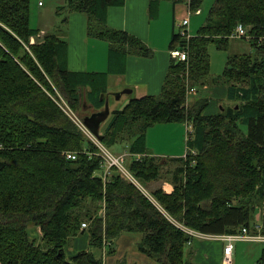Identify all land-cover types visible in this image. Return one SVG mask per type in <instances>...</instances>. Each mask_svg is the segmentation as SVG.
Returning a JSON list of instances; mask_svg holds the SVG:
<instances>
[{
	"label": "trees",
	"instance_id": "trees-1",
	"mask_svg": "<svg viewBox=\"0 0 264 264\" xmlns=\"http://www.w3.org/2000/svg\"><path fill=\"white\" fill-rule=\"evenodd\" d=\"M123 1L66 0L65 11L89 16L90 37L145 56L148 51L137 39L105 28L107 9ZM202 1L191 0L190 10L199 9ZM158 3L151 0L150 11L155 13ZM29 6L30 0H0V264H103L87 251L65 258L64 247L86 223L92 248L101 249L105 242L111 246L119 235L134 234L140 237L138 251L158 264H191L184 255L192 238L184 230L208 236L243 229L255 234L254 217L264 207V42L259 41L264 37V0H213L195 36L186 40L174 31L169 49L185 48L188 60H172L160 95L131 100L112 113L100 134L107 149L131 140L124 166L145 187L166 174L162 159L133 158L145 155L146 129L160 123H191L187 146L195 154L170 160L179 164L171 174L174 189L169 195L160 190L149 193L157 206L115 167L103 178L97 148L60 103L26 73H12L15 59L33 63L21 47L40 32L29 26ZM238 24L251 27L250 39H227ZM221 36L226 41L216 39ZM242 40L249 41L254 54H229L223 74L211 77L214 84L228 86L227 99L233 105L211 116L203 114L204 100L185 109V66L192 86L206 84L208 47L226 52L230 41ZM66 47L51 35L29 49L72 111H86L91 107L86 103L101 110L105 77L67 71ZM110 58L115 70L123 63L118 51ZM82 151L90 155L65 158L68 152ZM30 226L41 232L38 243L26 233ZM258 264H264V251Z\"/></svg>",
	"mask_w": 264,
	"mask_h": 264
},
{
	"label": "crops",
	"instance_id": "crops-1",
	"mask_svg": "<svg viewBox=\"0 0 264 264\" xmlns=\"http://www.w3.org/2000/svg\"><path fill=\"white\" fill-rule=\"evenodd\" d=\"M57 3L58 4H52V6L55 7L59 14L62 13L60 10L65 9L67 2L66 0H60L57 1ZM150 4L151 0H124L120 6L109 7L105 18L106 29L124 32L141 42L148 51L145 56L128 52L126 46L123 51L105 40L90 37L88 35L89 16L84 12H69L65 14V18L62 21L63 25L66 26L65 31L56 30L58 28L53 31V35H56L60 40L66 43L67 71L89 75L97 74L105 77V91L100 93L99 101H103V106L104 102L108 103L109 116L106 119L105 126L102 127L104 124L100 125L99 134L104 132L112 117V113L123 110L131 100L158 96L161 93L165 77L172 61L169 55V44L171 35L174 32L175 21L172 19L171 29L168 28L166 39L164 29L159 41L152 40L151 33L155 30L152 22L159 17V3L155 5V13H153L152 10L150 11ZM56 5L60 6L57 7ZM40 7H43V5ZM175 15H177V8L175 10ZM182 16L184 17L185 14L183 13ZM37 19L39 21V18ZM205 22L206 18L201 27L205 25ZM36 30H39L40 33L43 34L47 33L45 26L43 28L39 27ZM113 51H118V53L123 54V63H121L118 68L116 66V70L112 67L114 62L110 61V55ZM232 53L233 55H240L234 52ZM249 54L253 55L254 53L252 52ZM228 56L229 54L226 57V62ZM208 57L209 72L211 74L213 61L210 58L209 52ZM226 62L222 72L219 73L216 70L211 74L212 76L214 75V78L223 74ZM199 91V94H202L201 97L203 96L202 98H206L208 101V105L203 111L204 115L211 116L212 114L208 111L210 108L213 110L215 106H221V110L233 105V102L227 99L228 86L224 84L214 86L207 80V83L204 84V88H201ZM115 93H119L118 99L114 98ZM215 95H219L220 98H216ZM213 98H215V100L220 99L221 103L216 105ZM111 100L113 103H111ZM86 104L87 106H91L89 107L92 111L91 113L96 111L93 104ZM218 112H216V114ZM242 129L245 131L244 127H242ZM187 141L188 134L186 123L172 122L154 124L145 131V155L136 154L133 156L134 159L141 155H143V157L159 158L162 159V165H166L164 168L166 174L160 180L146 184L147 189L140 184L141 189L137 187L156 206L157 204L153 201L149 193L160 190L164 194L169 195L173 192L174 188L171 182V174L176 170L179 164L176 162L172 163L170 160H182V158H184L185 153L188 151ZM130 142L131 140H125L120 144L125 145L127 149L130 146ZM105 150L110 153L108 149L105 148ZM111 155L122 157L124 162L127 155L130 154L127 151L126 155ZM262 209L263 216H261L262 218L260 219ZM254 220L255 224L261 226L262 229L264 228V207L257 210ZM262 229L260 233H262ZM26 233L30 240H34L36 243L40 241L41 232L39 228L30 226L27 228ZM139 241L140 237L138 235L121 234L112 242L111 246L109 243L105 242L101 249H96L89 246V233L87 228H81V233L70 239L64 247V255L66 259H71L77 254L87 251L92 253L96 259H101L103 264H158L156 261L146 257L138 251L137 245ZM225 245L226 243L224 241L216 239L213 236H197L192 239L191 243L187 246L184 257L191 264H222L223 248ZM251 246H257L259 249L251 248ZM109 247L110 251L108 253ZM263 251L264 243L237 241L234 243L232 250V264H240L243 258L246 257L247 259L245 260H247L249 264L253 262L254 264H258V260Z\"/></svg>",
	"mask_w": 264,
	"mask_h": 264
},
{
	"label": "rangeland",
	"instance_id": "rangeland-1",
	"mask_svg": "<svg viewBox=\"0 0 264 264\" xmlns=\"http://www.w3.org/2000/svg\"><path fill=\"white\" fill-rule=\"evenodd\" d=\"M38 1L39 0H30L29 26L32 29H37L39 27L43 28L45 26L47 33L43 34V33L39 32V34L36 37L29 38L28 45H26L25 43L21 42L22 49L24 50L26 55L32 57L33 63L26 62V61L21 62V63H16L18 60L15 59V61H16L15 65L16 66L13 67L12 73L20 74L21 72L22 73L24 72V73L27 74L28 77H30L33 80H35V83L37 84V86L40 89H42L45 92L49 93L56 102L60 103L61 108L64 111L65 115L76 126V128L82 133V135L85 136L91 142L93 141L92 144L94 146H95V142L98 143L97 145H99L100 142H98L97 138H95L92 135H90L89 132L88 133L84 132L82 130V128L80 127V124H79L80 121L82 120L81 117L89 116L92 111L89 108L86 109V111H81V109L78 108L81 103H79V106L77 107L78 109H77L76 112L72 111L70 106L67 104L64 95L62 94V92L56 86V83L54 82V78L50 74H48L42 67L40 68L41 63L36 61V59H34L33 54H32V50L29 49V46L39 45V44L42 43V41L46 37L53 35L54 29L58 28L56 30H62V31H65V29H66V26L63 25V22H62L63 19L65 18V14H67L65 9L64 10H60V12H62V13L58 14L56 9H55V7L52 6V4H58L57 1H60V0H42L41 2L43 4V7H38V5H37ZM212 4H213V0H203L201 5H200V8H199L200 15H197V16L192 15L190 17L189 25H188V28H187V31H188V33L190 35H195L196 32L198 31V29L204 24V20H205V18L207 16L208 11H209L210 7L212 6ZM56 6L58 7L60 5H56ZM176 8H177V15H175ZM158 13H159L158 14L159 17L156 18L152 22L153 23L152 25L155 28V30L151 33V39L154 40V41H159L160 40V36L162 35V32H163L164 29H165V39L167 38L168 28L171 29L172 19H174V21H175L174 31L178 32V30H179L178 22L183 17L182 16L183 13L185 14V5L184 4H176L175 5V4H173L172 0H159ZM37 18H39V21H38ZM242 25L245 28L246 32L251 29V27L248 26V25L247 26L245 24H242ZM224 38L225 37L221 36V37H218L216 39L218 41L219 40L220 41L221 40L222 41H226V39H224ZM227 39H229V36L227 37ZM214 47H215V45H210L208 47V52H209L210 58L213 61V67H212L211 74H213L216 70L219 73L222 72L223 66L225 65L226 57H227L228 54H233L232 52H234L236 54H249V53L253 52V49H251V45H250L249 41H245V40L233 41V42L230 41L228 49H227L226 52L219 51V50L215 49L216 47L215 48ZM222 62H223V64H222ZM33 64L35 65V67L33 66ZM48 65H50V64H48ZM185 68L186 69H185L184 75H182L181 77H183L182 85H183V90H184V93H185V95H184V106H185V109H186V106L188 108V107H191L194 103H198L199 101H203V100L207 101V99L206 98H202L203 97V96L201 97L202 94L201 95L199 94L200 93L199 90L201 88H204V84L200 85L199 87L192 86L190 84V80L188 78V66H185ZM211 74H210V76H212ZM207 80H209V82L212 83L214 86L219 85V84H214L211 77H209ZM207 80H206V82H207ZM190 89H194L195 91H197L196 94L187 96V94H188ZM115 94H118V93H115ZM215 96H216V98L219 97V95H215ZM114 98L117 99L115 96H114ZM214 100H215V98H213V101ZM214 102H215L216 105L221 103L220 99H218V100L216 99ZM111 103H113L112 100H111ZM207 105H208V101L206 102V107H207ZM220 107H216L215 106V108L213 110H212V108H210V110L208 112L210 114H212V115L216 114V112L220 111ZM223 107H224V105H223ZM103 124H102L103 125L102 127L105 126L106 121ZM100 145L105 149V147L101 143H100ZM97 150H98V148H97ZM108 151L111 154H114V155H122V154L126 155L127 149H126L125 145H122V144L119 143L118 145H116L114 147L108 148ZM98 153L100 154L101 152L98 150ZM146 157H148V156H146ZM124 158H125V156H124ZM127 159L128 158H126V160ZM122 165H123V168L126 170V168L124 166L125 165L124 162H123ZM124 176L126 177V175H124ZM132 183L134 184V182H132ZM145 189H147L146 185H145ZM98 212H99V210H98ZM262 212H263V209L261 210L260 219L262 218L261 216H263ZM89 225H90V222H89ZM87 226H88V224H87ZM261 229H262V227H261ZM244 241L247 242L249 240L244 239ZM246 247H247V244H246ZM251 248L259 249L257 246H251ZM245 259H247V257L243 258V261L240 264H249L247 262V260H245ZM252 264H254V262Z\"/></svg>",
	"mask_w": 264,
	"mask_h": 264
},
{
	"label": "built area",
	"instance_id": "built-area-1",
	"mask_svg": "<svg viewBox=\"0 0 264 264\" xmlns=\"http://www.w3.org/2000/svg\"><path fill=\"white\" fill-rule=\"evenodd\" d=\"M41 1L42 0L38 1V3H37L38 7L43 5ZM184 1H185V16L178 22V28H179L178 33L181 37H184V38H186V40H189L190 38L193 37V35H190L187 31L190 17L192 15H195V16L200 15V10L197 9L196 11L192 12L189 8V3L191 0H184ZM229 38L238 39V40L241 38H245L247 40L250 39L249 35L245 31V28L241 24H238L235 27L233 34ZM259 41L264 42V37L259 38ZM169 55H170V58L176 62L185 63L188 60V53H187V50L185 48L169 49ZM196 92L197 91H195L194 89H190L187 96L195 95ZM184 108H185V106H184ZM186 108H187V106H186ZM185 123L187 126V134H188V138H189V136L192 134L193 127H192L191 123H189V122H185ZM79 124H80V127L82 128V130L84 132H87V133L89 132L87 130V128L83 125L82 120L80 121ZM89 134L92 135L90 132H89ZM97 144L98 143L95 142V147L98 148V150L101 152L100 154L98 153L97 155L102 160V167L104 168L103 178H106L109 175V169L110 168L116 167L121 173L126 175L128 180H130L131 182H134V185L136 187H138L139 189H141L140 185L123 168L122 164H123L124 159L122 157L112 156L110 153H108L100 145V143H99V145H97ZM0 149H1V146H0ZM81 154L90 155L86 151L73 152V153H67L65 155V158L67 160H75L76 157H78V155H81ZM187 154L194 155L195 153H194V151H190L188 149V151L185 153V156ZM185 156H184V158H185ZM142 158H143L142 155L135 157L136 160H140ZM81 228H83V229L87 228L86 224H81ZM254 229L256 231L255 234H250L246 229H243L241 232H239L237 234L213 236L214 238L222 240L226 243V245L223 248L222 264H232V250H233L234 243H236L237 241H244V239H246V240H249L250 242L264 243V234L260 233L261 226L256 224L254 226ZM184 232L187 235H189L192 239L196 238L197 236H201L200 234H197V233L189 231V230H184Z\"/></svg>",
	"mask_w": 264,
	"mask_h": 264
},
{
	"label": "water",
	"instance_id": "water-1",
	"mask_svg": "<svg viewBox=\"0 0 264 264\" xmlns=\"http://www.w3.org/2000/svg\"><path fill=\"white\" fill-rule=\"evenodd\" d=\"M129 92V91H126ZM117 99L119 98V93L114 95ZM109 116L108 103L104 102L102 110L92 113L90 116L82 118L83 125L87 130L100 142L101 135L99 134L100 125L103 124Z\"/></svg>",
	"mask_w": 264,
	"mask_h": 264
},
{
	"label": "bare ground",
	"instance_id": "bare-ground-1",
	"mask_svg": "<svg viewBox=\"0 0 264 264\" xmlns=\"http://www.w3.org/2000/svg\"><path fill=\"white\" fill-rule=\"evenodd\" d=\"M243 26V25H242ZM81 120V119H80ZM68 153H73V152H68ZM67 154V153H66Z\"/></svg>",
	"mask_w": 264,
	"mask_h": 264
},
{
	"label": "flooded vegetation",
	"instance_id": "flooded-vegetation-1",
	"mask_svg": "<svg viewBox=\"0 0 264 264\" xmlns=\"http://www.w3.org/2000/svg\"><path fill=\"white\" fill-rule=\"evenodd\" d=\"M91 114H92V113H91ZM91 114H90V115H91ZM90 115H89V116H90Z\"/></svg>",
	"mask_w": 264,
	"mask_h": 264
}]
</instances>
